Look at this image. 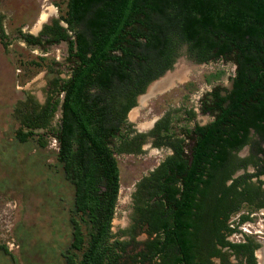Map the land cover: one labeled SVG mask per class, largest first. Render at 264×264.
Wrapping results in <instances>:
<instances>
[{"label": "trees", "instance_id": "1", "mask_svg": "<svg viewBox=\"0 0 264 264\" xmlns=\"http://www.w3.org/2000/svg\"><path fill=\"white\" fill-rule=\"evenodd\" d=\"M17 38L42 51L65 44L63 75L54 58L26 60L45 70L44 97L27 93L12 108L18 142L55 140L72 193L64 264H216L212 256L230 264L216 245L231 249L238 264H256L253 235L242 242L224 235L264 208V0H63L57 17ZM8 42L0 20L4 51ZM182 54L234 66L228 87L212 85L199 100L200 114L211 118L176 125L165 112L136 130L127 114L137 97ZM145 144L169 152L136 180L129 224L113 231L116 156L140 154Z\"/></svg>", "mask_w": 264, "mask_h": 264}, {"label": "rangeland", "instance_id": "2", "mask_svg": "<svg viewBox=\"0 0 264 264\" xmlns=\"http://www.w3.org/2000/svg\"><path fill=\"white\" fill-rule=\"evenodd\" d=\"M62 8L63 0H0V20L9 40L6 51L0 44V244L7 250L6 253L0 248V264H64L61 252L70 240L68 216L72 193L59 172L56 143L48 139L40 147L34 137L18 142L14 137L18 124L12 116L13 105L27 93L39 102L44 97L45 70L35 71L26 60L46 55L60 63L62 75L66 70L63 42L42 51L19 40L18 30L36 34ZM43 12L45 20L38 23ZM233 69L229 62L195 63L182 54L170 70L137 97L127 119L138 131L149 129L165 112H169L176 125L203 124L211 117L199 112L202 94L215 84L228 87ZM218 70L222 72L218 79L205 81V76ZM188 109L194 112L191 119H187ZM241 151L245 153L246 149ZM168 152L166 148L145 144L140 154L116 156L119 190L111 221L113 231L129 224L130 195L136 180ZM249 216L250 220L241 227L260 241L261 252L264 209L253 210Z\"/></svg>", "mask_w": 264, "mask_h": 264}, {"label": "flooded vegetation", "instance_id": "3", "mask_svg": "<svg viewBox=\"0 0 264 264\" xmlns=\"http://www.w3.org/2000/svg\"><path fill=\"white\" fill-rule=\"evenodd\" d=\"M244 149H246V147L243 148L242 150H244ZM245 154H246V152L242 153V154H240V152H239V155H241V156L245 155ZM247 171H252V170L251 169L250 170L247 169ZM263 176H264V174L260 176V179H264ZM260 209H264V208H260ZM247 211H248V209H246V211H244V207H243L242 209H240L236 213H234L231 216H229L227 221H226L228 226H230V227L234 226L236 224V222H237L238 215L241 214L242 212L244 213V212H247ZM247 221H244V222H242V223H240V224H238L236 226V228L238 229V232L234 231V232H231L229 234H225L224 235V239L227 240L228 242H242L244 240L243 236L245 234H248V233L244 232V229L241 227V225L247 223ZM139 237L141 239V238H143V235L138 236V238ZM254 239L259 243V246L253 252V255H254L255 260H256V264H264V249L261 250V252H260V249H262L260 241L258 239H256L255 237H254ZM216 247L220 249V252L222 253V255H224V257L226 258L228 263H230V264H238L239 263L238 258L235 257V254L233 252H231V249H229L227 246H222L221 247V246L216 245ZM258 250H259V252H257ZM259 256L260 257L262 256L260 263L258 262V259L260 260ZM210 259L214 263L219 264V258L218 257H213L212 256ZM240 264H244L243 259L241 260Z\"/></svg>", "mask_w": 264, "mask_h": 264}, {"label": "bare ground", "instance_id": "4", "mask_svg": "<svg viewBox=\"0 0 264 264\" xmlns=\"http://www.w3.org/2000/svg\"><path fill=\"white\" fill-rule=\"evenodd\" d=\"M45 20V13L43 12V13H41V15H40V17H39V21H38V23H41V22H43ZM131 112V111H130ZM262 257V256H261ZM261 257L259 256V258L261 259Z\"/></svg>", "mask_w": 264, "mask_h": 264}, {"label": "water", "instance_id": "5", "mask_svg": "<svg viewBox=\"0 0 264 264\" xmlns=\"http://www.w3.org/2000/svg\"><path fill=\"white\" fill-rule=\"evenodd\" d=\"M245 150V149H244ZM240 154H242V151H240ZM241 172V170H238L237 172H235L234 173V175H236V174H238V173H240Z\"/></svg>", "mask_w": 264, "mask_h": 264}, {"label": "built area", "instance_id": "6", "mask_svg": "<svg viewBox=\"0 0 264 264\" xmlns=\"http://www.w3.org/2000/svg\"><path fill=\"white\" fill-rule=\"evenodd\" d=\"M54 142H55V140L54 139H52Z\"/></svg>", "mask_w": 264, "mask_h": 264}]
</instances>
